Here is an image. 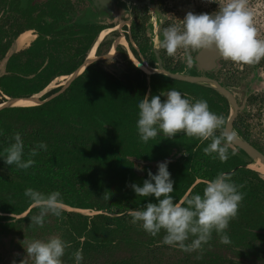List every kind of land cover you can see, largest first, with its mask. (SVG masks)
<instances>
[{"label":"trees","instance_id":"trees-1","mask_svg":"<svg viewBox=\"0 0 264 264\" xmlns=\"http://www.w3.org/2000/svg\"><path fill=\"white\" fill-rule=\"evenodd\" d=\"M134 1L131 13L120 19L129 20V35L125 26L121 33L134 59L155 69V53L146 35L148 9L140 5L145 0ZM148 2L160 4L158 0ZM70 12L67 1L44 0L21 7V0H0V104L7 98L27 99L41 93L53 80L70 76L84 63L98 33L115 26L95 18L72 21ZM26 30L33 31L35 38L25 48L7 55L14 39ZM111 33L120 35L115 30ZM112 43L103 38L95 48V57L105 56ZM114 50L119 76L104 70L101 60H94L65 86L40 96V104L0 107V238L46 241L59 236L71 245L63 264H75L72 253L76 250H82L81 264H264V177L247 167L253 160L229 143L226 162L212 159L203 152L211 141L201 143L182 133L172 140L158 135L143 143L136 129L138 104L152 95L175 89L192 102L204 99L209 110L224 121L228 115L226 100L212 87L145 74L130 62L122 46L115 45ZM159 58L164 70L191 75L182 62H172L164 50L159 49ZM245 119L237 117L233 132L246 141L249 134L243 132L248 130L236 126ZM15 132L24 141L25 159L38 143L47 145V151L39 150L34 166L26 171L3 161L4 149L14 142ZM250 145L264 155L259 145ZM130 158L169 161L172 195L177 203L190 194H202L206 183L220 172L243 184L240 191L244 199L227 229L231 243L221 244L213 233L203 253H185L164 245L163 231L152 237L139 224L134 225L130 211L140 210L155 199L136 196L128 185L142 186L149 170L156 174L157 165L143 166L139 176L133 172ZM29 187L45 194L59 191L63 207L69 210L63 208L62 218L47 215L42 228L30 226L31 216L39 209L24 196ZM23 260L33 264L31 258H15L9 264Z\"/></svg>","mask_w":264,"mask_h":264},{"label":"clouds","instance_id":"clouds-1","mask_svg":"<svg viewBox=\"0 0 264 264\" xmlns=\"http://www.w3.org/2000/svg\"><path fill=\"white\" fill-rule=\"evenodd\" d=\"M207 2L217 3V0ZM248 5L249 0H227L226 3L218 5V10L211 14L188 11L182 20V26L171 24L159 28L156 39L158 56L159 49L164 50L168 57H175L178 51H182L186 62L191 65L192 53L210 50L221 59L236 65L259 63L264 59V39L258 36L254 14ZM122 47L130 60L133 56L127 48ZM141 65L148 70L156 69ZM224 125V118L211 112L206 100L197 99L192 102L175 89L152 95L138 104L136 129L141 142L148 143L158 135L161 139L172 140L182 133L201 143L211 141L203 152L221 162L228 159L226 145L233 142L237 136L235 132L225 133ZM218 131L220 135H217ZM12 140L14 142L4 149L3 161L7 166L14 165L17 170L26 171L34 166L33 158L38 155L39 150L47 151V145L40 142L30 149L28 158L25 159L21 134L13 133ZM168 163L167 160L159 162L156 174L149 170L148 178L143 180L142 186L135 183L128 185L136 196L155 199V202L149 200L144 203L140 210L130 211L131 222L134 225L139 224L143 231L152 237L163 231L162 243L185 253H203L204 246L212 239L213 233L219 236L221 244H230L227 229L229 223L237 218L245 195L240 189L244 185L234 183L230 174L220 172L206 183L202 194H190L177 203L172 195L174 182L168 171ZM24 196L30 200L33 207L39 209L37 215L31 216L30 226L42 228L45 217L49 214L62 218L63 201L59 191L45 194L29 187L25 189ZM69 247L71 245L59 236H52L46 241L29 240L24 250L27 257L33 260V264H63L62 258ZM72 256L75 264H81L83 261L82 250H76ZM21 264H24V260Z\"/></svg>","mask_w":264,"mask_h":264},{"label":"rangeland","instance_id":"rangeland-1","mask_svg":"<svg viewBox=\"0 0 264 264\" xmlns=\"http://www.w3.org/2000/svg\"><path fill=\"white\" fill-rule=\"evenodd\" d=\"M43 1L44 0H21V7H24L27 3L33 4ZM61 1H67L71 6L70 18L72 21H76L79 19L89 21L90 18H95L98 22L115 24L114 26L116 27L115 32L117 31L118 34L120 35L117 36V35H113L112 33H109L106 36H104V38L110 39L113 42L112 46L120 45L126 48L127 44L125 40H123V37L121 36L122 22L120 21V19L124 16H128L131 13V7L134 5L132 1L134 0H113L111 10H105L103 8L98 9L97 7L94 6L93 2L90 0H61ZM155 1L156 0H154V2ZM158 1H160V4H151L152 6L150 7L147 6L148 22L146 26L148 31L146 35L151 43L153 51H155V49L157 48L156 39L160 27H167L171 24L182 26V20L188 11H192L196 14L199 13L211 14L214 13L216 10H218L217 9L218 5L227 2V0H217V3L214 2L209 3L207 2V0H158ZM248 6L249 9L254 14V25L257 28L258 36L259 38L264 39V0H249ZM161 20H163V25H161ZM126 24H128V22ZM30 34L32 36L31 39L33 40L35 38V33L30 31ZM118 39L122 40V42H124V45L117 44L116 42ZM12 46L9 48L7 55H9V52L21 50ZM183 58L184 55L182 51H178L175 57H171L172 62L178 61L184 64ZM94 60H101L102 68L107 72H109L110 74L114 76L120 75L121 69L118 66L117 57L114 49L112 54L109 55L107 53L105 56L101 58L94 57L93 59L87 61L86 64ZM2 69H3V62H0V74L2 73ZM261 79L262 77L259 80ZM66 81L67 79L61 81V79L58 78L53 80V82L50 83L49 88L47 89L45 88L46 89V90L44 89L45 91L43 90L41 93L36 95L38 100H35V103L38 104L37 101H39V97L42 96L45 92L51 90L52 88H55L57 86H65ZM261 82H263L264 84V80H261ZM261 87L259 88L263 89ZM260 120H261L260 123H258L259 126L258 129L255 127L251 128L252 129L251 136L254 138H258V137L261 138L262 141L259 146L264 151V113L263 116H261ZM64 209L69 210L68 208H64ZM80 212L84 214L85 213L90 214L87 211H80ZM27 241H28L27 239L19 238L17 236L0 238V264H9V262L15 258H21V259L29 258L27 257L24 250Z\"/></svg>","mask_w":264,"mask_h":264},{"label":"flooded vegetation","instance_id":"flooded-vegetation-1","mask_svg":"<svg viewBox=\"0 0 264 264\" xmlns=\"http://www.w3.org/2000/svg\"><path fill=\"white\" fill-rule=\"evenodd\" d=\"M132 2L134 5H136L135 1ZM127 22L128 24H126ZM129 25V20L123 21L121 25V27L125 26L127 28L125 31V34H127V36L129 35ZM114 30H116V27L103 29L98 33L97 38L91 49L88 51L85 60L88 58L93 59L95 57L94 51L97 44L104 38V36L113 32ZM103 33L105 34L102 36L101 40H99ZM18 36L14 39L13 43L11 44V46L13 45L12 47H15V43ZM123 40H125L124 37ZM116 43L124 45V42H122V40L120 39H118ZM126 48L128 51L127 46ZM204 51L206 52V50H201L199 53H192L193 63L191 65L186 62L185 57L183 58L187 72L191 73V75L189 76H201L208 79V82L203 81L192 84H198L201 86H208L214 88V82L218 86V88H221L223 91H225L234 101L235 105L238 107L236 111V116L232 123L231 133L233 132L234 123L237 117L245 116V121L236 124V126L239 127L240 130H248L247 132H243L249 134V139L246 140V142H248L249 144L253 143L260 145L262 141L261 138L252 137L251 128L255 127L258 129V123H260V118L261 116H263L264 113V84L263 82H261V80H264V59L254 65H236L232 62L221 59L218 54H216L214 51H211V53L208 55L204 53ZM112 52L113 46L110 48L108 54L110 55L112 54ZM213 53L214 56L212 57ZM205 57L206 59L202 60ZM132 59L133 57H131V60ZM261 77L262 79L259 80ZM259 87L263 89H260ZM215 90L217 91V94L223 97L228 104V115L226 117L227 120L228 116L233 111L232 105L222 93L218 92L217 89ZM250 102H252V104H250ZM236 138L243 140L238 135L236 136Z\"/></svg>","mask_w":264,"mask_h":264},{"label":"water","instance_id":"water-1","mask_svg":"<svg viewBox=\"0 0 264 264\" xmlns=\"http://www.w3.org/2000/svg\"><path fill=\"white\" fill-rule=\"evenodd\" d=\"M90 1H92L94 6L97 7L98 9L99 8H101V9L103 8L105 10H111L112 9V1L113 0H90ZM140 5H146L148 7L152 6L148 1H144V2L140 3ZM213 56H214V53H213L212 57ZM155 57H156V69L155 70H149V73L162 74V75H164V76H166L172 80L187 82V83H199V82H203V81L208 82V79L201 77V76H187V75H182V74H177V73H170V72L164 70L163 67L161 66V62H160V59L158 56V49H156V51H155ZM88 64H85V66ZM77 75L78 74H76L74 76H70L71 78H67L65 85ZM213 84H214L213 87L215 89H217L218 92L222 93L232 105L233 111L228 116L226 123L224 125V132L230 134L232 123H233V120L236 116V111H237L238 107L235 105L234 101L231 99V97L225 91H223L221 88H218V86L214 82H213ZM47 99H49V98H47ZM9 102H10V100L6 99V102L2 103L1 107L10 106ZM37 103L40 104L41 102L37 101ZM229 144L232 148H237V149L241 150L248 158H250L252 160H258V162L263 166V169H264V155L261 152H259L257 149H255L253 146H251L248 142L240 140L238 138H235L234 141L229 143ZM130 160L133 164V172L139 176L142 175V172L140 170H138V168H142L143 166H147V165H157L159 163V162H145V161L137 160L134 158H130Z\"/></svg>","mask_w":264,"mask_h":264},{"label":"bare ground","instance_id":"bare-ground-1","mask_svg":"<svg viewBox=\"0 0 264 264\" xmlns=\"http://www.w3.org/2000/svg\"><path fill=\"white\" fill-rule=\"evenodd\" d=\"M152 22V21H151ZM105 33H103L100 37L99 40H101L102 36L104 35ZM155 35V34H154ZM32 36L30 34V31H26L22 34H20L16 40V43H15V48H25L29 42L32 40L31 39ZM155 41V40H154ZM155 44V43H154ZM92 56V55H91ZM131 59V57H130ZM91 60L90 58L86 59L84 64H82L74 73H72V75L70 76H74L76 74H79L83 68L85 67V64L87 61ZM95 62V61H94ZM131 62L140 70H142L143 72H146L148 73L149 70L144 66V65H140L138 64L134 59L131 60ZM74 74V75H73ZM70 76H64V77H59L58 79H61V81H64L65 79L67 78H71ZM80 76V75H79ZM53 82V81H52ZM53 84V83H52ZM51 84V86H52ZM50 85V84H49ZM47 86V88H49L50 86ZM45 89V90H46ZM44 90V91H45ZM8 99V98H7ZM35 100H38V98L36 97V95H33L27 99H14V100H10V106H14V107H27V106H33V105H36L35 103ZM2 105L0 104V107ZM249 169L259 173L260 175L264 176V169H263V166L258 162V160H253L252 163H250L248 166H247Z\"/></svg>","mask_w":264,"mask_h":264},{"label":"crops","instance_id":"crops-1","mask_svg":"<svg viewBox=\"0 0 264 264\" xmlns=\"http://www.w3.org/2000/svg\"><path fill=\"white\" fill-rule=\"evenodd\" d=\"M13 52H16V51L9 52V54H11V53H13ZM204 53H206V54L208 55V54H210L211 52H210V50H206V52L204 51ZM205 59H206V57L203 58L202 60H205ZM207 59H208V58H207Z\"/></svg>","mask_w":264,"mask_h":264}]
</instances>
